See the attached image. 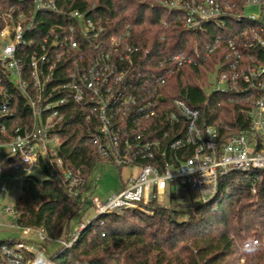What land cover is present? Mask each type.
I'll list each match as a JSON object with an SVG mask.
<instances>
[{
	"label": "built area",
	"instance_id": "obj_1",
	"mask_svg": "<svg viewBox=\"0 0 264 264\" xmlns=\"http://www.w3.org/2000/svg\"><path fill=\"white\" fill-rule=\"evenodd\" d=\"M14 1L17 6L0 11L1 194L3 179L38 177L39 172L66 185L74 197L84 191L81 171L66 166L59 155V130L73 106L85 115L88 139L107 163L131 170L117 194L106 200L89 196L95 216L151 213L149 205L161 202L176 185L209 202L230 171H264V0L164 2L169 11L183 12V30L219 33L188 50L168 54L165 49L155 65L149 62L150 49L133 42L131 26L107 36L86 12L61 11L57 0ZM248 7L259 12L247 13ZM48 11L60 17L42 30L39 15ZM215 55L220 57L209 74L205 107L212 113L211 96H227L247 114V131L234 133L229 126L222 131L202 108L180 98L172 100L171 110L162 106L163 90L175 73ZM162 112L169 121L165 129L156 121ZM0 208L2 218L16 219L15 206L0 200ZM89 221L61 245L70 247ZM13 225L18 226L16 220ZM21 228V239L0 241V264L33 259L50 264L46 244L56 240L44 228ZM30 234L37 240L27 239ZM261 244L258 238L244 242L239 259L244 262L245 252Z\"/></svg>",
	"mask_w": 264,
	"mask_h": 264
},
{
	"label": "trees",
	"instance_id": "obj_2",
	"mask_svg": "<svg viewBox=\"0 0 264 264\" xmlns=\"http://www.w3.org/2000/svg\"><path fill=\"white\" fill-rule=\"evenodd\" d=\"M169 1L57 0L61 11L86 12L105 27L107 36L131 26L133 42L150 49L149 62L153 65L165 49L168 54L188 50L194 43L204 45L219 33L215 28L208 35L183 30L184 14L181 10L169 11L164 5ZM13 4L17 6L14 0H0V11ZM57 14L40 13L44 22L37 27L47 29L60 17ZM2 27L0 19V31ZM219 57L212 56L197 67L185 66L175 73L163 90L162 106L171 110L172 100L180 98L191 107L202 108L208 122L222 131L227 126L234 133L247 131V114L227 96H211L212 113L205 107L209 74L214 72ZM165 116L162 112L156 119L164 129L169 126ZM87 127L85 115L73 106L59 130V155L66 166L80 170L88 184L93 169L107 164V160L88 139ZM173 187L168 188L171 195ZM86 188L74 197L56 178L24 177L22 194L15 203L17 225L44 228L52 240L71 239L83 223L88 202L91 204ZM149 209L151 213L130 210L93 217L70 247L61 246L50 255V264H231L234 247L255 238L262 244L245 252L248 264H264V171H230L221 179L213 200L188 205L185 211L157 201ZM179 214L185 217L176 218ZM30 264L48 263L33 259Z\"/></svg>",
	"mask_w": 264,
	"mask_h": 264
},
{
	"label": "rangeland",
	"instance_id": "obj_3",
	"mask_svg": "<svg viewBox=\"0 0 264 264\" xmlns=\"http://www.w3.org/2000/svg\"><path fill=\"white\" fill-rule=\"evenodd\" d=\"M246 12H259V8L248 7ZM215 75L216 74H214V76ZM38 174V177L40 179H45L47 177L46 175H43L42 172H39ZM128 174L129 172L125 168L119 169L118 167L110 163L98 164L93 169L89 177L86 191L90 197H97L100 200H106L112 195L117 194L121 191L125 179L129 176ZM22 180L23 178H21L20 176L3 179V184L6 187V191L2 194L0 193V200L3 206H15L17 199L22 194ZM200 202L201 199L199 197V194L183 185L174 186L172 188V195L167 189V194L163 196V199L161 201V203L173 204L180 211L187 210L188 205L197 204ZM87 207L88 211L83 217V222H86L87 220L95 217V211L93 210L89 202L87 204ZM184 217L185 216L183 214H179L176 216V218L178 219H183ZM14 222V215L7 214L4 218H2L0 208V241L17 240L23 237L22 228L19 226H14ZM27 239L37 240V237L35 234H30ZM62 240L65 239L47 242L46 248L48 249L49 253L46 252V255L48 257H50L52 253H54L58 248L62 246ZM239 246L240 244H237L234 247L231 264H248L246 254L244 262L239 259Z\"/></svg>",
	"mask_w": 264,
	"mask_h": 264
},
{
	"label": "crops",
	"instance_id": "obj_4",
	"mask_svg": "<svg viewBox=\"0 0 264 264\" xmlns=\"http://www.w3.org/2000/svg\"><path fill=\"white\" fill-rule=\"evenodd\" d=\"M126 170H127V171L129 172V174H130V172H131L130 169H126ZM129 174H128V175H129ZM125 180H126V179H125Z\"/></svg>",
	"mask_w": 264,
	"mask_h": 264
}]
</instances>
